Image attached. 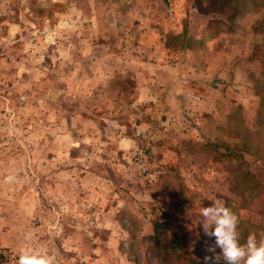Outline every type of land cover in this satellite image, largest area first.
Returning <instances> with one entry per match:
<instances>
[{"label":"rangeland","instance_id":"rangeland-1","mask_svg":"<svg viewBox=\"0 0 264 264\" xmlns=\"http://www.w3.org/2000/svg\"><path fill=\"white\" fill-rule=\"evenodd\" d=\"M222 58L227 113L163 129L155 71L172 95ZM213 197L264 241V0H0V264L28 233L55 264H204Z\"/></svg>","mask_w":264,"mask_h":264},{"label":"clouds","instance_id":"clouds-1","mask_svg":"<svg viewBox=\"0 0 264 264\" xmlns=\"http://www.w3.org/2000/svg\"><path fill=\"white\" fill-rule=\"evenodd\" d=\"M211 201L200 209L198 221L204 234L215 238L214 244L205 243L204 264H264V241L258 243L255 234H249L242 243L238 214L221 199L213 197ZM31 236L25 234L26 243L18 250L17 264H55L46 246L27 243Z\"/></svg>","mask_w":264,"mask_h":264},{"label":"crops","instance_id":"crops-1","mask_svg":"<svg viewBox=\"0 0 264 264\" xmlns=\"http://www.w3.org/2000/svg\"><path fill=\"white\" fill-rule=\"evenodd\" d=\"M224 61L225 60L223 58L221 60L217 59L216 61H214V63L216 62L215 64L212 63L209 66L207 63H204L202 69L199 72L197 71L198 73L194 72L195 76H192L193 80L189 81V85H184L181 83V81L179 82L182 85L176 84L177 86H175L174 84L173 86L176 87L174 89L175 94L172 95L170 94V91L172 90L171 84L174 83L172 79L173 73L170 70H167V68L165 67H160L158 70H156L155 75L157 77V80L156 78H153L155 81V86L153 88L157 93L154 92L153 96L151 97H148L146 95L141 97L147 100H152V102H156L159 105H163L164 111H161L160 113L161 115L164 114L165 116L160 118L157 117L156 122H158V124L163 129H166L168 126L173 125L175 122L174 120L177 119V115L175 112H173L175 111V109H172L175 108L173 107V105L176 106V104H179L180 106L178 108L181 109L186 108L190 110H204L206 108V112L209 113L208 116L213 117V119L218 118L221 113L226 114L232 104L228 101L225 104L220 102V100L215 101L213 94L216 93L214 91L216 88L209 87V83L205 81L209 74L217 72L223 66L225 67ZM167 84L170 86H167ZM141 93H145V91L143 90ZM164 94L167 95V97H162ZM194 98L198 100L196 101ZM165 101H167V105L169 104V106H167L168 109L164 105ZM201 105L205 106V108L203 109V106L201 107ZM141 124L146 125V122H141Z\"/></svg>","mask_w":264,"mask_h":264},{"label":"trees","instance_id":"trees-1","mask_svg":"<svg viewBox=\"0 0 264 264\" xmlns=\"http://www.w3.org/2000/svg\"><path fill=\"white\" fill-rule=\"evenodd\" d=\"M217 12V11H214ZM188 143H191V145L194 147L192 151H203L201 145H198L196 142H192L190 140L187 141ZM196 148V149H195ZM223 149H225V152L228 151V148L225 146ZM238 156V161H244L239 154H237ZM161 225V224H159ZM157 223L153 226V231L149 234H147L146 236H141V240L145 241H149V242H154L152 245L154 247H160V243L157 241V238H162L164 239V241H166V248H173V246H176V249L178 251V253L180 254L177 258H182L181 254L185 255L186 251H184V249L182 248V246L179 244V242L175 241L173 238H167L165 236H161L158 233H156L157 230ZM163 226V225H161ZM159 243V244H158ZM151 244V243H150ZM163 254L166 253L165 251L162 252Z\"/></svg>","mask_w":264,"mask_h":264},{"label":"built area","instance_id":"built-area-1","mask_svg":"<svg viewBox=\"0 0 264 264\" xmlns=\"http://www.w3.org/2000/svg\"><path fill=\"white\" fill-rule=\"evenodd\" d=\"M141 170H142L141 172H143V171H144V168H143V167H141Z\"/></svg>","mask_w":264,"mask_h":264}]
</instances>
